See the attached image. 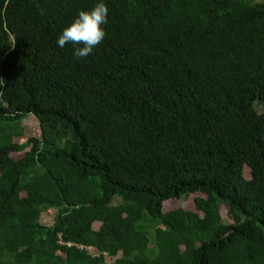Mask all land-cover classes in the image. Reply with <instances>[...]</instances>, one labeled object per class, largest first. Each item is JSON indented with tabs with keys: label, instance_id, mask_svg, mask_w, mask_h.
<instances>
[{
	"label": "trees",
	"instance_id": "16d2710c",
	"mask_svg": "<svg viewBox=\"0 0 264 264\" xmlns=\"http://www.w3.org/2000/svg\"><path fill=\"white\" fill-rule=\"evenodd\" d=\"M98 2L0 0V264H264V0Z\"/></svg>",
	"mask_w": 264,
	"mask_h": 264
},
{
	"label": "clouds",
	"instance_id": "9594fccd",
	"mask_svg": "<svg viewBox=\"0 0 264 264\" xmlns=\"http://www.w3.org/2000/svg\"><path fill=\"white\" fill-rule=\"evenodd\" d=\"M107 15L108 8L103 0L90 10H80L73 22L67 25L58 37V46L63 48L69 43L77 45L74 48L76 58L90 55L105 37L102 25L107 23Z\"/></svg>",
	"mask_w": 264,
	"mask_h": 264
},
{
	"label": "rangeland",
	"instance_id": "374dc122",
	"mask_svg": "<svg viewBox=\"0 0 264 264\" xmlns=\"http://www.w3.org/2000/svg\"><path fill=\"white\" fill-rule=\"evenodd\" d=\"M255 107H257V110H259L260 112L264 111V103L263 102H256ZM21 124H22V126H24L26 134L24 133L23 135H20V137L14 138L15 142H17L19 144H24L27 141V137H30V135H34V137H40L41 127H40L39 121L36 117L31 116L29 118H25ZM27 129H29L28 132H27ZM28 150H29V148L26 149L24 152H26ZM21 154L22 153L15 152V153H13V156L17 157ZM192 199H193V197L188 198V199H184V200H178V201L177 200L167 201L164 203L163 210L169 211V210H173V209H176L178 207H181V206L188 207V206H190ZM222 215L226 220L229 221V218L227 217L226 210H223ZM54 216H55L54 210H49V211L43 212V214L41 216L42 223H44L46 225L52 224L54 221ZM99 226H100V222L94 223L95 228H99ZM114 260H115V258L108 257L105 264H112L114 262Z\"/></svg>",
	"mask_w": 264,
	"mask_h": 264
}]
</instances>
